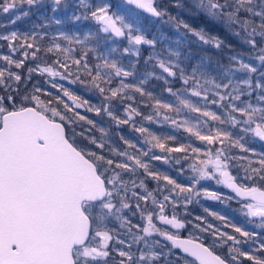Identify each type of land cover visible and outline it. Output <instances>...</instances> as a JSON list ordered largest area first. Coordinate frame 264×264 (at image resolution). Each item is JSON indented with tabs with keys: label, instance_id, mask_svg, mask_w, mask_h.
Segmentation results:
<instances>
[{
	"label": "snow or ice",
	"instance_id": "1",
	"mask_svg": "<svg viewBox=\"0 0 264 264\" xmlns=\"http://www.w3.org/2000/svg\"><path fill=\"white\" fill-rule=\"evenodd\" d=\"M69 7L0 0V264H264V0Z\"/></svg>",
	"mask_w": 264,
	"mask_h": 264
},
{
	"label": "trees",
	"instance_id": "2",
	"mask_svg": "<svg viewBox=\"0 0 264 264\" xmlns=\"http://www.w3.org/2000/svg\"><path fill=\"white\" fill-rule=\"evenodd\" d=\"M75 2L76 0L68 1V4L70 6L66 10L68 15H70L71 12L75 10L74 8L71 7L73 4H75ZM49 3H50V0H45L46 5ZM27 9H28V6L24 5L23 10L26 11ZM11 15H12L11 13L0 14V25L7 26L6 28L0 27V32L6 31V30H19L21 32L29 31L31 27L33 26V24H38L40 22V18L42 15H51V12H50V9H47V8L45 9L34 8L32 12H30L29 16L24 17L22 20L17 21L15 25L10 24ZM63 15L64 13H61V16ZM69 27H71V25H69ZM165 31L168 32V34H171V29L166 28ZM227 39H228V42L232 43L234 47L237 46V42L234 38L227 37ZM191 50L193 52H197L198 46L195 43H193L191 46ZM7 52H8V49H7L6 42L0 41V53L6 54ZM144 55H147V53H144ZM141 70H143V65H141ZM73 88L78 89V94L82 95L85 99H89L92 102H95L94 98L88 95L82 89H79V86H73ZM86 114L90 118H95L92 113H86ZM153 127L155 128V126ZM164 131H167V129H164ZM124 134L134 135V133H131L130 129H127V128H125ZM180 135H183V134L180 133ZM256 146L259 147L258 145ZM213 187H217V186L213 185ZM223 191H227V190L223 189ZM204 207H208V208H211L212 210L221 212L223 215L230 217L235 223H240V220L242 218V216H239V213L236 211L238 206L235 203L226 205L224 203L210 201V200H200L199 203H194L193 205H190L189 212L192 214V216L206 215L203 212ZM209 219L217 225L222 224L221 221L215 220V218L209 217ZM228 230L231 231L230 229Z\"/></svg>",
	"mask_w": 264,
	"mask_h": 264
},
{
	"label": "flooded vegetation",
	"instance_id": "3",
	"mask_svg": "<svg viewBox=\"0 0 264 264\" xmlns=\"http://www.w3.org/2000/svg\"><path fill=\"white\" fill-rule=\"evenodd\" d=\"M239 224H241L242 226H246V227H248L249 230H252V227H253V226H251V225H247V224L245 223V219H244V217L241 218Z\"/></svg>",
	"mask_w": 264,
	"mask_h": 264
},
{
	"label": "rangeland",
	"instance_id": "4",
	"mask_svg": "<svg viewBox=\"0 0 264 264\" xmlns=\"http://www.w3.org/2000/svg\"><path fill=\"white\" fill-rule=\"evenodd\" d=\"M69 1V0H68ZM226 190V189H225Z\"/></svg>",
	"mask_w": 264,
	"mask_h": 264
}]
</instances>
